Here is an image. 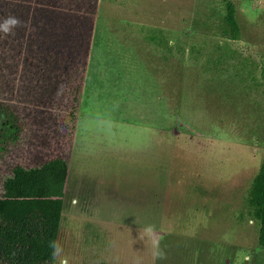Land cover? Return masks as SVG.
Returning a JSON list of instances; mask_svg holds the SVG:
<instances>
[{
    "label": "rangeland",
    "instance_id": "1",
    "mask_svg": "<svg viewBox=\"0 0 264 264\" xmlns=\"http://www.w3.org/2000/svg\"><path fill=\"white\" fill-rule=\"evenodd\" d=\"M61 1L96 8L75 129H63L57 91L6 64L43 45L19 7L25 27L0 33V86L21 118L18 144L0 157V194L12 166L62 157L55 240L69 264H151L137 239L145 224L165 233L156 264H264L252 201L264 168V0H227L234 36L223 0Z\"/></svg>",
    "mask_w": 264,
    "mask_h": 264
},
{
    "label": "trees",
    "instance_id": "2",
    "mask_svg": "<svg viewBox=\"0 0 264 264\" xmlns=\"http://www.w3.org/2000/svg\"><path fill=\"white\" fill-rule=\"evenodd\" d=\"M223 1L225 22L234 36L237 31L234 8L229 1ZM2 2L7 4V12L13 16L20 14V7L23 19L30 22L35 37L43 40L39 47L29 39L28 47L33 45L38 53L23 56L21 67L6 64L14 66V70L19 69L25 79L33 75L38 88L44 87L50 93L57 91L67 108L63 118L68 124L63 129L72 136L95 2L66 7L62 6L61 0H27L26 4L19 0H0V4ZM59 17L64 24L54 26ZM24 27L22 24L20 28ZM4 61V54L0 53V85L9 80L5 73L9 67L7 70ZM8 92L6 87L0 86V157L16 147L21 132L18 124L21 118L11 108ZM66 178L67 162L58 156L41 160L33 166L15 165L8 170L0 194V264L51 263L49 242L56 239L61 221ZM252 201L258 217L257 245L264 250V168L253 182Z\"/></svg>",
    "mask_w": 264,
    "mask_h": 264
},
{
    "label": "clouds",
    "instance_id": "3",
    "mask_svg": "<svg viewBox=\"0 0 264 264\" xmlns=\"http://www.w3.org/2000/svg\"><path fill=\"white\" fill-rule=\"evenodd\" d=\"M21 26L22 21L16 16L8 15L0 18V33L5 36L14 34V30ZM164 234L163 228L158 230L155 224H145L138 230L137 239L147 246L151 256V264H156L157 261L166 259V252L161 247ZM49 247L52 249L51 255L55 264H69V257L64 254V248L60 241H50ZM132 264H145V262L142 257L135 256Z\"/></svg>",
    "mask_w": 264,
    "mask_h": 264
},
{
    "label": "crops",
    "instance_id": "4",
    "mask_svg": "<svg viewBox=\"0 0 264 264\" xmlns=\"http://www.w3.org/2000/svg\"><path fill=\"white\" fill-rule=\"evenodd\" d=\"M63 7H66V6H70V4L66 3V1H63V4H62ZM72 6V5H71ZM76 123V122H75ZM75 129V128H74ZM74 132V130H73Z\"/></svg>",
    "mask_w": 264,
    "mask_h": 264
}]
</instances>
